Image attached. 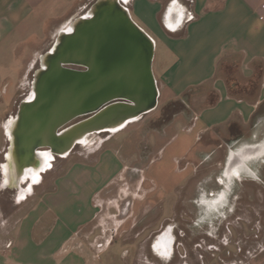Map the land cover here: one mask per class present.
Listing matches in <instances>:
<instances>
[{"label": "crops", "instance_id": "1", "mask_svg": "<svg viewBox=\"0 0 264 264\" xmlns=\"http://www.w3.org/2000/svg\"><path fill=\"white\" fill-rule=\"evenodd\" d=\"M66 1L0 0V65L12 61L22 66L30 51L43 46L46 28L60 27L63 18L69 21L72 6L81 0ZM124 5L155 43L152 71L159 97L154 111L179 100L185 110L155 129L168 139L157 154L146 145V138L143 158L139 155L142 147L137 145L139 153L130 155H139L143 162L129 173L121 149L114 148L129 141L128 137L109 146L104 145L106 139L96 149L87 150L88 160L71 165L59 176L54 188L15 224L11 237L0 243V264H119L126 250L120 249L118 240L108 242L106 227L126 238L135 227L148 226L175 210L177 202L167 203V195L176 196L188 187L190 159L199 157L205 163L215 155V144H210L215 141L203 139L217 129L226 132L230 143L227 163L234 153L235 161L243 165L228 166L227 183L239 177H233L232 170L253 178L261 168L264 193V0H126ZM61 7L64 11L59 14ZM220 63H237L235 76L241 83L251 79L255 66L260 65L262 79L256 98L232 97L226 76L218 70ZM6 72L3 76L11 77ZM199 90H204L206 100L214 98V104L195 110L191 102ZM130 124L108 134L124 132ZM138 130L130 129L127 134H140ZM242 146L244 152L238 153ZM217 203H206L202 196L194 206L199 210L208 204L206 208L215 210ZM157 212L161 216L154 218ZM79 237L90 248L80 249ZM141 237L137 233L134 239ZM149 239L150 235L143 238ZM252 264H264V249Z\"/></svg>", "mask_w": 264, "mask_h": 264}, {"label": "rangeland", "instance_id": "2", "mask_svg": "<svg viewBox=\"0 0 264 264\" xmlns=\"http://www.w3.org/2000/svg\"><path fill=\"white\" fill-rule=\"evenodd\" d=\"M95 1H79L72 6L70 13L73 15L69 21L63 18L60 27L48 29L49 31L46 28L43 46L30 51L22 66H17L12 61L6 65H0V171L5 164L4 157H6L7 148L5 125L11 118L17 116L20 104L30 98L35 75L40 70L41 57L53 47L58 34L75 19L85 16ZM66 2L69 3L70 0ZM63 9L64 7L59 8L58 13L63 12ZM4 70L11 77H4ZM253 84L256 89L255 96L260 85L258 82H253ZM195 94L191 102L195 110L210 102L211 98L205 99L204 90H199ZM163 108H158L141 119H137L124 132L87 136L86 145H76L65 158L54 157L50 169L41 173L36 182L30 181L23 175L20 177L17 188H5L2 186L4 182L2 172H0V243L11 237L15 224L24 217L28 208L36 204L44 193L54 188L55 180L62 176L71 165L88 160L90 156L87 157V150L96 149L102 141L107 139L104 145L109 146L118 138H129V141H123L119 144L120 146L115 145L114 147L121 149L128 173L130 169L141 167L143 159H140L139 155L141 156L142 153L146 155V145L151 148L152 153L157 154L168 140L163 138L161 132L155 130L161 128ZM84 119L85 117L78 118L69 125ZM137 127L140 134H133V132L127 134L130 129ZM148 131L151 133L148 134ZM220 133L219 129L214 130L203 139L210 140V142L215 141L210 143L215 144L212 147L215 155H212L210 160L202 163L199 157L194 159L192 156L194 160L190 159L191 178L188 187L182 188L176 196L175 193L167 195V203L177 202L175 210L167 211L162 218L156 219L154 223L151 221L148 226L144 224L135 227L131 232L126 233V238L118 237L115 229L106 227L108 242L110 240V243H113L118 240L120 249L126 250L127 256L120 258L119 264H252L259 258L260 250L264 249V193L260 186L261 168L256 170L257 174L253 178L239 174L240 170L237 169L236 176L239 177L231 178L228 184V178L223 176L229 172L225 173V171H228L229 167H237L236 164L239 165V163L237 159L235 161L234 153L227 163L230 157V143L226 140V132H222L221 135ZM218 136L219 139L216 138ZM145 138L149 144L146 143L143 146ZM216 141L221 143L217 144ZM138 144L142 147H140V153L136 148ZM242 149L243 146L240 147L238 153L244 152ZM134 151L139 153L137 155L139 160L136 155H130ZM257 156H260V151ZM235 171L232 170V172ZM202 196L205 197L206 203L220 202L217 203V209L206 208L208 204H204L206 207L198 210L194 203ZM159 215L160 212H157L154 218ZM90 231L94 232L92 228ZM137 233L142 234L140 240L134 239ZM149 235V240H143ZM77 240L80 249L90 248L89 243L82 237ZM96 245L95 242L94 246ZM118 254V256L122 255L121 252Z\"/></svg>", "mask_w": 264, "mask_h": 264}, {"label": "water", "instance_id": "3", "mask_svg": "<svg viewBox=\"0 0 264 264\" xmlns=\"http://www.w3.org/2000/svg\"><path fill=\"white\" fill-rule=\"evenodd\" d=\"M124 1L96 0L41 57L33 98L20 104L10 132L8 153L17 171L11 187L36 167L42 151L68 156L79 143L77 132L68 134L73 129L80 127L81 138L108 133L106 127L125 126L157 108L155 43L132 20Z\"/></svg>", "mask_w": 264, "mask_h": 264}, {"label": "trees", "instance_id": "4", "mask_svg": "<svg viewBox=\"0 0 264 264\" xmlns=\"http://www.w3.org/2000/svg\"><path fill=\"white\" fill-rule=\"evenodd\" d=\"M237 66H238L237 63L231 64L229 66L220 63L218 65V70H220L226 76L225 78L228 86V91L232 97L238 99L253 100L254 98H256V95L254 96V91L256 89L254 87L253 82H258L259 85L261 84L262 67L260 65H256L253 77L249 79L246 83H241L240 81H238V79H236L235 76L237 72ZM185 96H187V94ZM214 102L215 99L211 98L209 106L213 105ZM183 110H185V105L183 100L170 102L162 110L163 119L161 121V124L164 125L168 123L173 118L174 115H176L179 112H182Z\"/></svg>", "mask_w": 264, "mask_h": 264}, {"label": "bare ground", "instance_id": "5", "mask_svg": "<svg viewBox=\"0 0 264 264\" xmlns=\"http://www.w3.org/2000/svg\"><path fill=\"white\" fill-rule=\"evenodd\" d=\"M32 98H33V92H32V95L30 96V98L28 100H30ZM15 121H16L15 118H13L11 120L12 123L10 124V128H9L8 134H7V127H9V121L7 122V127H5V133L9 137V140H10V144L11 145H12V138L10 136V132L13 131V129H14ZM135 121L136 120H131V122H129V123H133ZM128 124H126L125 126L122 125L119 128H117L114 125L113 126H108V127H106L105 130L108 131V133H116V132H119L120 130L124 129ZM79 128L80 127L76 128V129H73L68 134H75L77 132V134L80 136V137L77 138V140L79 142L78 145H84V144L87 143L88 140H87V137L86 136L85 137L83 136L81 138L82 133H80V131H79L80 129ZM89 135H92V134H89ZM12 157L13 156H12L11 151H10L8 153V155H6V159H7V162H5L6 165H3V168H2V171H1L2 172L3 181L5 182L6 185H9L8 187H11L15 183V181H16V174H17V171L15 169L16 165L14 166L13 163H12ZM53 160H54V155L53 154H51L50 152H47V151H42V153L40 154V157L37 156V158L35 159V164L34 165L36 167H34L33 169H31L30 171L25 172L23 175L25 176V178L26 177L29 178L30 181L36 182L40 178V175H41L40 171H43L45 173L46 172V169H50L51 162ZM238 163H239V165L243 166L242 165V162L241 163L238 162ZM233 173L234 172H232V174ZM23 175H22V177H23ZM225 176L228 179L230 178L229 177L230 176L229 174H225Z\"/></svg>", "mask_w": 264, "mask_h": 264}, {"label": "flooded vegetation", "instance_id": "6", "mask_svg": "<svg viewBox=\"0 0 264 264\" xmlns=\"http://www.w3.org/2000/svg\"><path fill=\"white\" fill-rule=\"evenodd\" d=\"M32 95V94H31ZM87 117H85V119H86ZM11 120H12V118L9 120V127H7V124L5 125V127H7V134H8V132H9V128H10V124L12 123L11 122ZM5 138H6V143H7V148H6V155H8L7 153H8V147H9V137L6 135V133H5ZM84 145H86V144H84ZM247 153H249V152H247ZM251 153V152H250ZM56 157H58V156H56ZM58 158H60V157H58ZM6 162V157H4V163ZM4 165H6V164H4ZM2 168H3V166H2ZM1 172V171H0ZM237 172H234L233 174H232V176L233 177H235V174H236ZM1 174V173H0ZM1 176H2V174H1ZM4 182V181H3ZM2 186H4L5 188L6 187H8L9 185H6L5 184V182L4 183H2Z\"/></svg>", "mask_w": 264, "mask_h": 264}]
</instances>
